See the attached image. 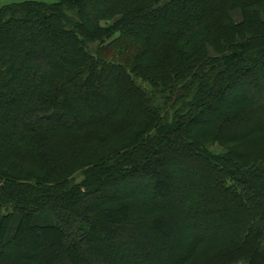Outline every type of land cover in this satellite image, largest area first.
<instances>
[{
	"label": "trees",
	"instance_id": "1",
	"mask_svg": "<svg viewBox=\"0 0 264 264\" xmlns=\"http://www.w3.org/2000/svg\"><path fill=\"white\" fill-rule=\"evenodd\" d=\"M263 17L264 0L0 7V264H264V147L240 152L264 139Z\"/></svg>",
	"mask_w": 264,
	"mask_h": 264
},
{
	"label": "rangeland",
	"instance_id": "2",
	"mask_svg": "<svg viewBox=\"0 0 264 264\" xmlns=\"http://www.w3.org/2000/svg\"><path fill=\"white\" fill-rule=\"evenodd\" d=\"M25 1H35V0H2V2L0 3V7L5 6V5L7 6V5L15 4V3H23ZM233 16H234V19L236 21H239L241 19L240 12H234ZM263 19H264V17H263ZM143 86L148 87V85L145 83H143ZM213 134H214V129H210V131H209L208 129L201 128L195 132L196 137L198 139H200L202 141V143L205 144L207 146V148L210 150V152L213 154H222L224 149H227L226 151L231 149L229 147L230 145L220 144L219 142L213 140ZM251 147L252 148H263L264 147V139L260 142H257V143L252 142L251 144H247V145L241 147L240 152L248 151ZM82 182H83V175H82V173H80V175H78L76 178V183L81 184ZM94 239L97 240L96 236ZM101 240H102V237H101Z\"/></svg>",
	"mask_w": 264,
	"mask_h": 264
}]
</instances>
